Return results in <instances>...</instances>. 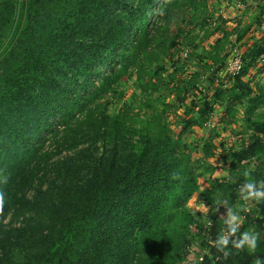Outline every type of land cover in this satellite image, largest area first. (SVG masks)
I'll return each mask as SVG.
<instances>
[{
    "label": "trees",
    "instance_id": "obj_1",
    "mask_svg": "<svg viewBox=\"0 0 264 264\" xmlns=\"http://www.w3.org/2000/svg\"><path fill=\"white\" fill-rule=\"evenodd\" d=\"M157 1L0 0V264L175 262L193 219L185 202L196 190L179 135L206 120L211 101L190 100L179 134L161 126L120 164L116 149L107 162L95 149L60 156L83 145L89 128L96 138L102 124L109 126L86 105L126 75ZM262 54L264 48L255 53ZM241 66L230 76L241 79ZM216 68L215 77L222 70ZM258 153H264L260 139L235 160ZM256 206L254 223L264 227V199ZM219 235L212 233L198 264L252 262L244 248L229 244L227 256L218 251Z\"/></svg>",
    "mask_w": 264,
    "mask_h": 264
},
{
    "label": "rangeland",
    "instance_id": "obj_2",
    "mask_svg": "<svg viewBox=\"0 0 264 264\" xmlns=\"http://www.w3.org/2000/svg\"><path fill=\"white\" fill-rule=\"evenodd\" d=\"M150 13L149 35L126 75L86 105L92 118L107 117L109 126L102 124L96 138L89 128L81 136L84 144L75 150L61 152V146H56L61 139L54 147L65 157L82 148L81 156L85 148L95 149L105 162L116 149L115 163L120 164L161 126L179 134L190 100L211 101L206 120L179 135L189 154L196 190L184 207L193 218L187 241L169 264H198L210 250L212 233L227 235L229 212L239 218L237 237L244 231L258 234L256 248H244L252 260L249 264L257 258L264 264V227L254 223L260 219L256 205L261 200L244 199L239 191L245 182L264 181V153L235 160L247 145L259 139L264 142V54L255 55L264 48V0H185L171 5L159 0ZM236 55L244 69L239 80L223 68ZM216 67L222 70L215 77L211 74ZM247 91L240 100L234 98ZM256 98V104L247 102ZM53 122L51 118L46 124ZM18 221L13 219V225Z\"/></svg>",
    "mask_w": 264,
    "mask_h": 264
},
{
    "label": "clouds",
    "instance_id": "obj_3",
    "mask_svg": "<svg viewBox=\"0 0 264 264\" xmlns=\"http://www.w3.org/2000/svg\"><path fill=\"white\" fill-rule=\"evenodd\" d=\"M245 175L247 176L248 173L246 172ZM239 191L244 199L260 201L264 199V181L258 183L245 182L239 186ZM0 202H2V196H0ZM225 224L227 235H219L215 241L218 251L224 252V255L227 256L228 252L226 249L229 244L236 250L246 248L252 251L256 248L258 241V234L256 232L244 231L238 237L236 236L240 227L239 218L236 214L229 212ZM254 264H261V260L257 258Z\"/></svg>",
    "mask_w": 264,
    "mask_h": 264
},
{
    "label": "built area",
    "instance_id": "obj_4",
    "mask_svg": "<svg viewBox=\"0 0 264 264\" xmlns=\"http://www.w3.org/2000/svg\"><path fill=\"white\" fill-rule=\"evenodd\" d=\"M241 66L240 56L236 55L228 62V66L223 67L228 74L234 75L239 72Z\"/></svg>",
    "mask_w": 264,
    "mask_h": 264
}]
</instances>
